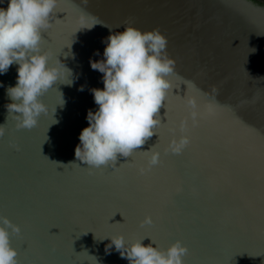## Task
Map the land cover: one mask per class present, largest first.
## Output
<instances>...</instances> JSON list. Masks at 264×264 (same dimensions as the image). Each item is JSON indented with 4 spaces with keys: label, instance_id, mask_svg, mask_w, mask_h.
I'll return each instance as SVG.
<instances>
[{
    "label": "water",
    "instance_id": "obj_1",
    "mask_svg": "<svg viewBox=\"0 0 264 264\" xmlns=\"http://www.w3.org/2000/svg\"><path fill=\"white\" fill-rule=\"evenodd\" d=\"M58 2L68 24L53 25L41 48L78 78L48 89L41 99L50 112L29 129L5 108L17 65L0 75V215L20 227L10 235L18 264H129L106 252V236L130 242L147 233L160 249L179 239L186 264H264V0ZM93 20L102 24L91 27ZM128 24L167 40L174 70L158 112L165 123L129 163L118 156L115 166L90 168L74 155L87 112L98 107L90 89L103 88L90 60L103 59L110 32ZM181 135L189 138L183 151H167ZM150 148L160 162L141 173ZM117 210L125 222L109 224L123 222L117 212L108 223ZM146 215L153 222L142 225ZM243 248L257 256H234Z\"/></svg>",
    "mask_w": 264,
    "mask_h": 264
},
{
    "label": "clouds",
    "instance_id": "obj_2",
    "mask_svg": "<svg viewBox=\"0 0 264 264\" xmlns=\"http://www.w3.org/2000/svg\"><path fill=\"white\" fill-rule=\"evenodd\" d=\"M56 2L7 0V6L0 7V75L11 65H17L16 83L5 89L10 101L5 108L17 128L30 129L41 114L50 112L41 97L57 81L72 83L69 77L73 73L65 63L58 57L50 63L55 54L41 48L42 29L48 26ZM98 23L102 24L93 20L91 27ZM166 45V38L156 29L142 31L128 24L123 31L110 32L103 59L90 60V67L103 74V88L90 89L98 107L88 110V125L79 134L74 150L79 161L90 168L115 166L118 156L129 157L156 133L161 123L158 112L170 86L167 76L174 70V60L165 54ZM79 90L83 91V86ZM61 98L59 104L63 106L62 93ZM4 134L3 123L0 137ZM188 143L186 135L174 137L166 150L179 154ZM144 151L146 164L139 169L141 173L160 162L158 150ZM152 222V217L146 215L141 224ZM20 231L19 225L0 215V264H18L10 235ZM106 237V252L114 249L129 264H186L183 256L187 247L179 239L160 249L154 242L145 245L143 239L126 241L122 234Z\"/></svg>",
    "mask_w": 264,
    "mask_h": 264
},
{
    "label": "snow or ice",
    "instance_id": "obj_3",
    "mask_svg": "<svg viewBox=\"0 0 264 264\" xmlns=\"http://www.w3.org/2000/svg\"><path fill=\"white\" fill-rule=\"evenodd\" d=\"M57 13H64L65 15L63 16V18H57ZM66 15H67V10L58 2V0H57V2H56V4H55V6H54V8H53V11H52V13H51V15H50V18H51V22L48 24V26L46 27V28H44V29H42V31L44 32V33H46V35H44V36H42V41H51V39H52V37L50 36V33H51V31H52V26L53 25H55V24H57V23H60V22H63L64 24H68V21H67V19H66ZM80 25H76L75 27H79ZM77 32V31H76ZM75 32V33H76ZM74 33V34H75ZM73 35V32H72V28L70 27L69 28V38H71V36ZM68 47V45L67 44H65L62 48H61V52L63 51V49L65 48V47ZM168 103V100H167V98H164V101H163V107L165 108V105ZM52 123H54V120H52ZM165 122H163V123H161V124H164ZM157 134H158V139H159V137H160V133L157 131L156 132ZM139 151H141V150H136V151H134L129 157V159H127V160H125L123 163H121V164H127V163H129L130 161H132V159H133V154L134 153H136V152H139ZM112 170L114 171L115 169H113L112 168ZM117 212H119L120 213V215L123 217V222L121 223V222H116V223H109V221H110V219L117 213ZM125 222V217L121 214V212L119 211V210H117V211H115L109 218H108V223L109 224H123ZM88 231H93L95 234H96V232L94 231V230H92V229H88ZM87 231V232H88ZM145 237H150L151 238V241L152 242H156L154 239H153V235L151 234V233H147V234H145L144 236H142V237H140V239H144ZM26 245V246H25ZM23 248H27L28 247V244H27V242H25L24 244H22L21 245ZM247 253L248 255H250V256H257L254 252H252V251H250L249 249H247V248H243V249H240V250H238L235 254H234V256L235 255H237V254H243V253ZM259 256H264V253H261V254H259ZM94 264H97V261L95 260L94 261Z\"/></svg>",
    "mask_w": 264,
    "mask_h": 264
}]
</instances>
